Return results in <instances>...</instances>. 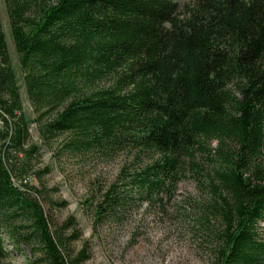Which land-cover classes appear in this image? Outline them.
<instances>
[{
    "label": "trees",
    "instance_id": "1",
    "mask_svg": "<svg viewBox=\"0 0 264 264\" xmlns=\"http://www.w3.org/2000/svg\"><path fill=\"white\" fill-rule=\"evenodd\" d=\"M4 2L35 116L0 12V264L6 235L30 264L87 257L70 250L75 217L58 225L25 178L41 155L33 122L64 150L132 154L100 190L97 221L161 209L192 174L220 224L213 264H264V0Z\"/></svg>",
    "mask_w": 264,
    "mask_h": 264
},
{
    "label": "rangeland",
    "instance_id": "2",
    "mask_svg": "<svg viewBox=\"0 0 264 264\" xmlns=\"http://www.w3.org/2000/svg\"><path fill=\"white\" fill-rule=\"evenodd\" d=\"M0 12L23 107L33 119L35 111L25 88L4 0H0ZM38 128L36 122L30 124L31 141L39 146L41 155L25 178L43 190L45 207L58 225L75 217L79 236L70 244V250L78 254L86 246L87 253L78 264H213L220 224L205 216L203 204L208 194L192 174L178 183L172 195L164 194L161 209L144 201L122 219L107 217L97 221L94 204L100 190L117 178L120 168L133 159L132 154L64 150L58 139L42 137ZM216 143L214 140L211 145ZM66 228V235L73 232L72 227ZM5 238L11 256L1 264H30L34 258L31 249L23 246L18 252L11 239L7 235Z\"/></svg>",
    "mask_w": 264,
    "mask_h": 264
}]
</instances>
